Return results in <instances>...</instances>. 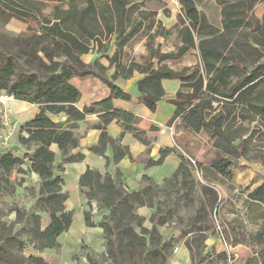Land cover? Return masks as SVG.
Returning <instances> with one entry per match:
<instances>
[{
    "label": "trees",
    "instance_id": "16d2710c",
    "mask_svg": "<svg viewBox=\"0 0 264 264\" xmlns=\"http://www.w3.org/2000/svg\"><path fill=\"white\" fill-rule=\"evenodd\" d=\"M43 0H23V18L40 23L38 30L30 27L19 34L11 44H0V55L5 63L0 67V91L16 101L38 108L31 119L18 128V144L23 157L9 149L0 153V181L8 183L9 174L21 164L23 173L37 176V197L30 208L14 207L15 221L7 225L0 222V264H47L39 257H26L22 246L29 244L38 252L54 249L57 239L73 221V212L66 211L63 193V166L83 159L72 151L79 147V124L89 115L96 123L88 127L100 130L98 142L89 150L116 164L123 158L135 161L128 146L121 144L124 133L150 151V143L138 128L140 117L130 111L117 109L113 100L130 102L131 92L116 84L119 77H140L134 83L137 100L151 113L166 97L163 81H175L178 88L169 100L173 112L169 124L183 133L175 140L178 145L188 144V137L204 133L211 141L214 159L209 165L198 164L207 184L200 185L202 199L196 218L182 231L191 234L183 242L189 252L191 264H200L209 257L205 241L209 237V210L217 201V193L209 184L218 176L220 164L235 166L240 159L256 161L264 169V14L256 19L253 12L263 0H214L220 7L218 24L209 23L198 10L199 0H178L177 36L180 45L175 52L163 53L147 45L149 56L144 63L122 64L124 47L144 28L148 13L141 10L142 0H50L55 3L50 15L44 16L35 5ZM40 18V19H39ZM160 22H149L155 28L153 37H165L170 31L157 29ZM114 50L110 55V51ZM190 50L197 51L196 64L174 70L167 61H177ZM93 53L91 63L81 60ZM108 61V66L99 62ZM112 69V72L110 70ZM94 77L108 91L106 98L79 108L81 92L71 83ZM103 94V90H98ZM113 121L122 132L112 138L107 127ZM56 146V151L50 147ZM110 152V157L106 155ZM171 154L179 163L171 176L164 180L168 196L183 192L189 198L198 183L192 177V166L173 148H160L158 158L145 160V168L158 167ZM146 183L139 191L125 189L120 175L86 169L79 177L78 186L90 209L84 213L87 226L92 227L91 202L97 211L105 212L95 225L102 229L109 264H120L124 255H136L138 264H167L171 257V242H164L156 227L164 218H151L154 225L143 226L144 217L137 213L141 207L153 208L158 185L144 175ZM209 183V184H208ZM252 222L258 223L255 234H241L242 221L237 218L231 230L221 227L210 237L222 239L231 247L264 244V179L248 192L245 200ZM47 219L43 223V216ZM45 217V218H46ZM201 218V220H200ZM199 222V224H198ZM16 224L19 225L18 229ZM22 234L26 239L21 240ZM226 261V252L216 255ZM264 264V246L257 254ZM87 264H99L88 254Z\"/></svg>",
    "mask_w": 264,
    "mask_h": 264
},
{
    "label": "rangeland",
    "instance_id": "374dc122",
    "mask_svg": "<svg viewBox=\"0 0 264 264\" xmlns=\"http://www.w3.org/2000/svg\"><path fill=\"white\" fill-rule=\"evenodd\" d=\"M37 7L41 9L44 16L50 15L55 3L50 0L39 1ZM141 2V0H139ZM264 0L260 2L258 6L262 5ZM197 8L203 12L209 23L218 24L220 21V7L214 0H199ZM141 10L148 13V21L144 22L143 30L136 35L123 49L121 62L124 65H128L130 62L144 63L149 53L147 52V45H151L153 48H157L160 52L169 53L175 52L180 45L179 38L177 36V22L179 15V3L178 0H142ZM40 19V18H39ZM39 21V20H38ZM33 22L31 19L23 18V0H0V44H11V40H14L19 34L26 32L30 27L33 30H38L40 23ZM160 22L157 27L165 28L170 31L169 35L165 37H153L155 28L149 29V22ZM113 49L110 51V55L113 53ZM93 53H88L81 57V60L89 61ZM95 59V58H94ZM198 60L197 51L190 50L185 56L177 61H167L166 65L174 70H181L184 67L196 64ZM91 60L89 63H91ZM99 62L108 66V61L105 58H100ZM5 63L4 58L0 55V67ZM112 72V69L110 70ZM134 76H139L135 73ZM121 79L116 80V84H121ZM71 83L79 87L85 94V99H89V96L96 90H104L103 84L100 80L94 77H86L79 80H71ZM177 82L175 81H163V88L166 92V97L162 100L161 109L158 111L161 118V126L153 125L152 129L156 132L159 130H165L173 132V137L176 136V126L169 124L170 120V103L169 100L175 96L177 90ZM11 104V103H10ZM12 114L11 119L16 125L14 135L9 141V150L14 154H18L19 157H23L24 152L21 150L18 144V128L22 125L26 119H28L34 112V108L27 105L22 101L12 100ZM30 105V104H29ZM1 116V114H0ZM0 118V128H1ZM89 126V125H88ZM138 128L143 131L145 126L138 124ZM171 128V129H170ZM181 133V131H179ZM180 135H183L181 133ZM179 135V136H180ZM153 137V135H152ZM211 141H209L204 133H201L194 137H188V144L181 143L180 145L174 140L172 148L178 153L182 154L192 166V177L198 186L189 198L182 196L183 192L173 193L171 196L166 194V191L162 189L163 182L171 176L175 166L178 165L179 160L175 154H171L169 159L162 167H154L150 169V179L152 183L158 185L159 188L155 191L153 208L147 206L141 207L137 212L143 215V226L150 228L154 225L151 218L158 219L164 218V223H156V227L161 234V238L164 242H171L172 246L178 247L184 246L183 242L186 238H190V235H183L182 231L187 225L194 221L197 212L200 209L199 205L202 199L200 185L207 184L203 180L201 173L196 170L198 164L209 165L210 161L214 159V153L211 150ZM150 158L148 154L144 152L143 155L138 156L139 163L145 168L144 163L146 159ZM137 160V161H138ZM152 168V167H151ZM145 169L144 172H147ZM25 165L21 164L16 167L8 176V183L0 181V222H4L7 225L15 221V213L12 211L14 207L27 210L32 206L37 197V176L33 173L25 172ZM218 178L213 180L209 185L214 188L217 193V201L212 209L209 210L208 226L210 227L208 234L215 230L216 226L225 227L226 230H231L236 218L242 221V228L240 233L243 234H255L258 230V223L252 222L250 215L247 211L245 203L246 196L249 191L258 186L264 179V169L256 161H246L240 159L238 164L230 166L228 164H220L215 170ZM149 178V176H148ZM142 188L146 186V183L141 179ZM70 194L73 195V189L69 185ZM141 188V189H142ZM140 189V190H141ZM99 216L97 209L94 211L91 208V219L94 222L95 217ZM99 216L96 222L98 223ZM44 215L42 218L45 223L47 217ZM201 220V218H200ZM199 224V222H198ZM19 228V225H15ZM96 232H98L96 230ZM96 232H93L96 236ZM26 235L22 234L21 240L26 239ZM215 238V237H213ZM217 239V238H216ZM221 241V240H220ZM105 241H95L92 244L93 249L82 245V243L65 244L64 247L46 249L38 252L32 248L31 245L25 244L22 246V252L26 257L34 256L44 260L47 264H73L69 262L70 259L76 258V264H87L86 256L92 255L99 264H109V259L106 253ZM247 245H238L234 247H223L220 252H226V261L218 259L215 252H210L209 257L203 260L200 264H259L257 254L259 250L264 246L252 243V240H248ZM92 243V242H91ZM167 252L171 253L168 249ZM72 257V258H70ZM137 256L127 254L121 258L120 264H138ZM80 262V263H79Z\"/></svg>",
    "mask_w": 264,
    "mask_h": 264
},
{
    "label": "crops",
    "instance_id": "0c3cea01",
    "mask_svg": "<svg viewBox=\"0 0 264 264\" xmlns=\"http://www.w3.org/2000/svg\"><path fill=\"white\" fill-rule=\"evenodd\" d=\"M253 14L256 19H261L262 15L264 14V3L258 7L256 6ZM94 58L95 55L93 54L89 61L87 60H82V61L88 64ZM134 75L130 79H126L125 77H119L117 79V80L121 79L123 81L121 84H117V85H119L123 90L127 92H131L132 100L130 102L113 100V106L117 109L130 111L140 117L139 126L140 125L145 126V129L142 131V133L150 143V151L148 153V156L150 158L157 159L159 149L172 148L173 147L172 144L176 137L175 138L173 137V132H168L165 130H159L158 132H156L152 129L153 125H158V127L161 126L160 121L162 120L159 117L158 111L161 109L160 107L162 105V101L158 104L157 111L154 113H151L147 108H145L142 104H140L137 100V94L134 91L135 90L134 83L140 76H134ZM77 88L81 92V98L77 103V106L79 108H82L83 106L88 105L91 102L104 99L108 95V91L106 89L103 90V94L98 93V90H96L89 96V99L88 98L85 99V94L82 92V90L79 87ZM176 88H178V84ZM27 105L33 107L35 110L33 114L25 121H28L36 113H38V108L36 106L29 104ZM172 112H173V107L170 106V117L172 115ZM97 121L98 119L95 115H89L85 118V122L79 124L78 132L81 134V137L79 139V147L73 150L72 153L73 154L80 153L81 155H83V159L79 162L65 164L63 166L64 168V172L62 173V179L64 183L63 193H66L68 196L66 201L64 202V207L66 211L73 212V221L70 228L61 236L58 237L57 239L58 247L59 245H61V247H64L65 244L71 245L81 242L82 245H85L88 248L91 247L90 249L94 250L92 244L95 243V241L97 240L104 241L102 235V229L95 224L97 223L96 222L97 218L102 214L104 215L105 212H100L101 215L95 217L94 222L91 219V222L94 223V226L89 227L85 223L84 213L89 211L90 206L86 202L83 192L79 189L78 180L81 174H83L86 169L96 170L101 175H104L105 173H109L111 175L118 174L120 175V178L126 190L139 191L142 188V183L140 182L142 177L144 175L150 177V169L154 168V167L152 168L150 167V169L144 168L143 164L141 165L139 163L138 156L144 154V152L146 151V147L143 146L141 143H139L137 140H135L130 133H124L121 139L122 140L121 144L128 146L132 157L136 160L131 161L125 157L121 159L118 163L116 164L110 163L107 166L106 160L103 157L95 155L89 150L91 147L97 144L100 130L88 127V125L96 123ZM107 131L112 138H118L122 132L120 126L116 123V121H113L111 124L108 125ZM175 134L176 136H178L180 132L176 131ZM50 149L52 151H56V146L52 145ZM106 155L110 157V152L108 151ZM169 157L170 155L164 160L162 165L158 167H162L169 159ZM176 167L177 166H175L174 170L176 169ZM145 169H148V171L144 172ZM69 185L73 189V195L70 194L68 187ZM90 204L93 211L97 209L95 202H91ZM137 213L141 215L140 212ZM96 230L98 232H96ZM93 232L97 233L96 236L92 234ZM63 241L65 244L63 243ZM205 245H206L205 247L206 252L212 251L215 253H220V251L224 247L223 242H221L218 238L216 239L213 237H208L207 240L205 241ZM179 249L180 252L178 254H171V257L169 258L167 264H191L188 250L184 246H180ZM69 262H72L73 264L77 263L75 257L70 259Z\"/></svg>",
    "mask_w": 264,
    "mask_h": 264
},
{
    "label": "built area",
    "instance_id": "2783aa9c",
    "mask_svg": "<svg viewBox=\"0 0 264 264\" xmlns=\"http://www.w3.org/2000/svg\"><path fill=\"white\" fill-rule=\"evenodd\" d=\"M14 98L12 96L7 95L4 91H0V118H1V128H0V153H2L3 150L9 149V141L11 137L14 135V132L16 130V124L13 123L11 119L12 114V100ZM11 103V104H10ZM171 129V128H170ZM99 218V217H98ZM215 231L217 233L221 232V227L216 226ZM190 235V234H188ZM221 242H223L225 247H231L229 244L225 243L222 239H220ZM180 252V249L178 246H175L172 249L173 254H178Z\"/></svg>",
    "mask_w": 264,
    "mask_h": 264
}]
</instances>
